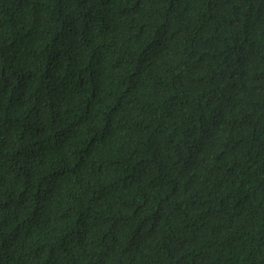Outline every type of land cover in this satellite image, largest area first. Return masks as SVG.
<instances>
[{
	"label": "trees",
	"instance_id": "trees-1",
	"mask_svg": "<svg viewBox=\"0 0 264 264\" xmlns=\"http://www.w3.org/2000/svg\"><path fill=\"white\" fill-rule=\"evenodd\" d=\"M0 264H264V0H0Z\"/></svg>",
	"mask_w": 264,
	"mask_h": 264
}]
</instances>
